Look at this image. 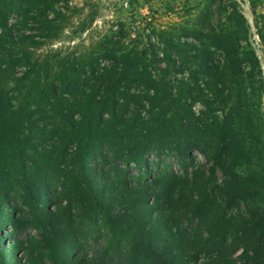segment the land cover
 <instances>
[{
	"label": "trees",
	"instance_id": "1",
	"mask_svg": "<svg viewBox=\"0 0 264 264\" xmlns=\"http://www.w3.org/2000/svg\"><path fill=\"white\" fill-rule=\"evenodd\" d=\"M58 3L0 0V264H264V120L253 99L240 97L222 120L199 117L123 33L81 53L39 54L68 27ZM221 4L229 15L222 49L239 83L246 20L236 0ZM257 33L264 50V22ZM47 115L58 124L37 127ZM31 126L72 152L78 167L65 173L64 201L49 195L46 169L27 165L23 133ZM103 141L127 143L135 181L102 172L92 179ZM161 148L178 157L182 172L146 167ZM14 191L33 211L46 251L40 259L22 241L6 244ZM75 211L107 227L106 259L84 252L70 225Z\"/></svg>",
	"mask_w": 264,
	"mask_h": 264
},
{
	"label": "rangeland",
	"instance_id": "2",
	"mask_svg": "<svg viewBox=\"0 0 264 264\" xmlns=\"http://www.w3.org/2000/svg\"><path fill=\"white\" fill-rule=\"evenodd\" d=\"M236 1L245 17L244 29L248 34L239 55V83L222 49L229 15L223 10L221 0H58L56 8L65 13L68 27L59 40L49 42L38 53H81L113 32L127 34L126 42L145 52L155 76L169 83L175 93L183 95L199 117L222 120L231 106L239 103L240 97L247 96L255 102V114L263 123L264 50L257 32L264 22V0ZM251 51L255 57L249 54ZM206 100L210 103L209 109L204 103ZM140 114V118H149L144 111ZM130 115L137 117V111L131 110ZM52 122L58 124V120L47 115L36 123L40 127ZM37 127H28L23 133L24 152L29 158L27 165L46 169L52 181L49 195L57 202L64 201L65 173L75 172L78 166H72L70 150L45 141ZM126 145L125 142L108 145L103 141L93 159L97 169L90 171L95 182L99 181L101 172L111 177L120 174L129 182L136 180L139 171L134 162H127ZM40 154H49L47 163ZM194 154L205 163L200 153ZM150 166L159 171L182 172L178 157L163 148L149 154L146 167ZM8 196L15 213L6 244L22 241L40 259L46 251L40 233L32 226L33 211L25 206L18 192ZM15 224L20 228L16 229ZM70 225L84 252L97 254L102 259L112 254L111 234L102 221L75 211Z\"/></svg>",
	"mask_w": 264,
	"mask_h": 264
}]
</instances>
